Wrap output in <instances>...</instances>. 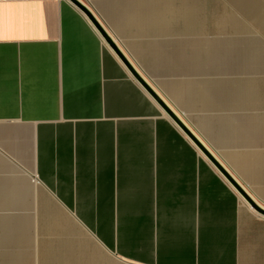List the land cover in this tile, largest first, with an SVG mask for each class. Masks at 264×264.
Segmentation results:
<instances>
[{"label": "crops", "instance_id": "obj_1", "mask_svg": "<svg viewBox=\"0 0 264 264\" xmlns=\"http://www.w3.org/2000/svg\"><path fill=\"white\" fill-rule=\"evenodd\" d=\"M77 1L199 147L68 0H0V264H264V41L205 40L264 8ZM13 109L44 184H13Z\"/></svg>", "mask_w": 264, "mask_h": 264}, {"label": "rangeland", "instance_id": "obj_2", "mask_svg": "<svg viewBox=\"0 0 264 264\" xmlns=\"http://www.w3.org/2000/svg\"><path fill=\"white\" fill-rule=\"evenodd\" d=\"M236 4L238 5V8L241 10L247 9L246 3L249 5L251 3L252 7L254 6V2H256L258 5H261L264 8V2L262 0H235ZM263 3V5H262ZM211 3H206V8ZM229 2H223L221 5L223 7H228ZM249 7V6H248ZM250 9V8H249ZM234 12V11H232ZM236 13L239 15L242 13L239 9L236 11ZM209 20V19H206ZM237 23L242 25V32L235 33V34H221V35H205V40H207L208 37L215 36L216 39L220 37L221 40L224 39H233L237 38L238 42H243V39H250V40H258L264 41V37L259 33H245V19L243 17H237L236 19ZM264 30V29H263ZM264 34V32H263ZM238 45H242L243 43ZM260 51V50H257ZM262 51V50H261ZM264 52V50L262 51ZM191 53V51H190ZM256 53V50H244V49H237L236 50V57H237V63L241 64L246 57H249L251 54ZM249 69L248 67L238 66V74L240 73L239 69ZM253 69V77L254 79L260 75H264V69L263 71L260 70L258 67H252ZM258 95L256 93V99ZM1 111V109H0ZM13 125H14V131H13V151H12V166H13V184H28V185H39L44 184L42 183V180L36 177V170L34 168V161H33V154L36 150V139H37V132H38V125H37V119H30L25 123V121L22 119L21 115H16L15 109H13ZM1 118V117H0ZM22 123V124H21ZM22 181V183H21ZM18 182V183H17ZM15 185V184H14Z\"/></svg>", "mask_w": 264, "mask_h": 264}, {"label": "water", "instance_id": "obj_3", "mask_svg": "<svg viewBox=\"0 0 264 264\" xmlns=\"http://www.w3.org/2000/svg\"><path fill=\"white\" fill-rule=\"evenodd\" d=\"M71 4H73L78 10H80L90 21L91 23L99 30L102 37L105 39V41L108 43L112 51L117 55V57L120 59V61L124 64V66L127 68L129 73L136 79V81L147 91V93L162 107V109L169 115V117L178 125V127L196 144L197 147L198 144L195 141V139L190 135L188 130L177 120V118L173 115V113L163 104V102L155 95V93L146 85V83L140 78V76L134 71V69L130 66V64L127 62V60L123 57V55L118 51V49L112 44V42L109 40V38L100 30V27L98 23L95 21V19L92 17L90 12L77 0H68ZM201 149V148H200ZM203 152V150L201 149ZM208 159L218 168L220 171V167L209 157L206 153H204ZM226 176V175H225ZM226 178L232 183V181L226 176ZM232 185L238 190L240 195L246 199L245 194L243 191H241L235 184L232 183ZM247 200V199H246ZM249 205L251 206L254 211L264 216V211L257 207L252 201L247 200Z\"/></svg>", "mask_w": 264, "mask_h": 264}, {"label": "bare ground", "instance_id": "obj_4", "mask_svg": "<svg viewBox=\"0 0 264 264\" xmlns=\"http://www.w3.org/2000/svg\"><path fill=\"white\" fill-rule=\"evenodd\" d=\"M252 99H253V101L255 103V101H256V92L253 93V98Z\"/></svg>", "mask_w": 264, "mask_h": 264}]
</instances>
